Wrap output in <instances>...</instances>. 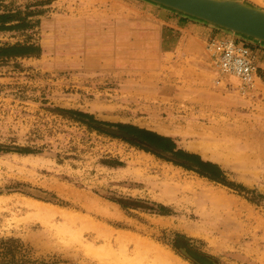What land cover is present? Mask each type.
I'll return each mask as SVG.
<instances>
[{
	"label": "rangeland",
	"instance_id": "1",
	"mask_svg": "<svg viewBox=\"0 0 264 264\" xmlns=\"http://www.w3.org/2000/svg\"><path fill=\"white\" fill-rule=\"evenodd\" d=\"M179 15L146 0H0V47L36 49L0 60V264H264V44L220 29L191 40ZM225 39L253 56V88L206 52ZM61 110L171 137L230 186Z\"/></svg>",
	"mask_w": 264,
	"mask_h": 264
},
{
	"label": "trees",
	"instance_id": "2",
	"mask_svg": "<svg viewBox=\"0 0 264 264\" xmlns=\"http://www.w3.org/2000/svg\"><path fill=\"white\" fill-rule=\"evenodd\" d=\"M16 14L15 16H17ZM8 17H0V21L8 23ZM12 18V17H10ZM21 23L19 27H25L24 19H16ZM39 51V49H37ZM31 52V53H30ZM36 49L21 46L0 47V60L1 59H16L34 56ZM60 116L63 119L84 127L91 133L109 137L111 139L119 140L141 151L149 153L166 161L176 167L182 168L186 171L192 172L201 178L207 179L210 182L220 184L223 186H230L226 183L225 173L221 168L212 162L203 160L199 155L189 153L183 149L178 148L176 142L171 138L161 135L157 132L142 129L133 125L110 123L97 119L94 115L84 113L76 110H61ZM0 150L7 151L8 149L0 147ZM21 153H28V150L21 149ZM241 193V191H238ZM253 193V192H252ZM246 200L253 204H258L243 195ZM160 212L156 215L164 216V210L159 207ZM198 264H205V261L200 257L187 253Z\"/></svg>",
	"mask_w": 264,
	"mask_h": 264
},
{
	"label": "water",
	"instance_id": "3",
	"mask_svg": "<svg viewBox=\"0 0 264 264\" xmlns=\"http://www.w3.org/2000/svg\"><path fill=\"white\" fill-rule=\"evenodd\" d=\"M185 17L264 44V12L235 0H146Z\"/></svg>",
	"mask_w": 264,
	"mask_h": 264
},
{
	"label": "built area",
	"instance_id": "4",
	"mask_svg": "<svg viewBox=\"0 0 264 264\" xmlns=\"http://www.w3.org/2000/svg\"><path fill=\"white\" fill-rule=\"evenodd\" d=\"M206 52L214 59L222 76L238 81L241 90L250 89L257 81V67L253 56L234 40H212L207 43Z\"/></svg>",
	"mask_w": 264,
	"mask_h": 264
},
{
	"label": "crops",
	"instance_id": "5",
	"mask_svg": "<svg viewBox=\"0 0 264 264\" xmlns=\"http://www.w3.org/2000/svg\"><path fill=\"white\" fill-rule=\"evenodd\" d=\"M178 21L180 23L186 24L184 26L185 29L191 30L190 34L187 30L183 31V34H187L188 36H190L191 40H198V38L199 39H206V37L203 38V34L205 33V35H206V32H210L211 34H214L217 36H223V34H225L224 32L219 31V29H215V27H213L211 25H208V24L203 23V22L199 23L200 21H197L195 19H191V18L182 16V15H179ZM177 24L180 25L179 23H177ZM181 27H183V26H181ZM193 32L195 34L191 35V33H193Z\"/></svg>",
	"mask_w": 264,
	"mask_h": 264
},
{
	"label": "bare ground",
	"instance_id": "6",
	"mask_svg": "<svg viewBox=\"0 0 264 264\" xmlns=\"http://www.w3.org/2000/svg\"><path fill=\"white\" fill-rule=\"evenodd\" d=\"M45 214H46L47 217H50V216L53 215L52 212H50V213L46 212ZM47 217H46V218H47ZM130 264H139V261H138V259H137V261H136V260H135V261H132Z\"/></svg>",
	"mask_w": 264,
	"mask_h": 264
}]
</instances>
